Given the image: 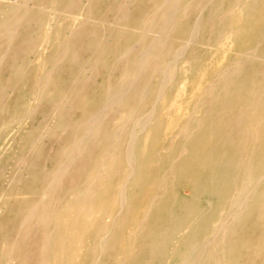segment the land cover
I'll list each match as a JSON object with an SVG mask.
<instances>
[{
	"label": "bare ground",
	"instance_id": "obj_1",
	"mask_svg": "<svg viewBox=\"0 0 264 264\" xmlns=\"http://www.w3.org/2000/svg\"><path fill=\"white\" fill-rule=\"evenodd\" d=\"M0 1L2 4H4V2H5L4 0H0ZM12 1H13V3L10 2V4L11 3L13 4V6L11 5L12 7L6 8V6H4V7L0 6V72L7 71L8 75H9L7 78H9V80L11 81L10 85H12L13 87H16V84H18V82L23 81L24 78H26V73H25L26 68H28L32 64V60H29L27 57L28 52L30 53V51H28L30 44H33V46L35 45L34 48L36 47V44L37 45L39 44V46H41V48L43 47L42 48L43 52L37 58V64H38V68L42 69V71H43V69H45L47 67L49 68V71L47 72V74L45 76H43L39 79L34 78L32 80V82L30 80L26 79V80H24V83L17 85V87H19V86L21 87V94L19 95V98L14 103H12L11 105L8 102L9 107L7 109V112L16 111V110H18V111L20 110L22 112V110H24V105H23L22 100L25 99V100L37 102V105L35 107L32 106V108H31V112L34 114L37 111V109H40V110L43 109L45 104L48 103L52 98L60 96L64 99V102H63L64 107L62 106V108H64V109H62V112H63V110L66 111L65 106L67 104H69V106L67 105L68 107L66 109L71 108V110L73 109V111L77 110V112H79L80 115L78 117H75V119L72 121V123H68L64 117L66 115L69 116L70 111H69V114H66L65 116H64V114H62V112H59V114L61 113L64 116V117H62L63 119L61 117H59V115H57L58 119L56 118L57 119L56 123H54V121H53L51 123L52 125L48 124L49 122L45 121L47 118L45 116V119L43 120L45 123L41 124V125H37V127H36V128H38L37 130H39L38 134L39 135H41V134L50 135L51 134L50 136L53 137V135H52L53 131L61 130V132H63L64 128L67 126H68L66 128L67 130L69 127L71 129L72 126L74 124H76V122H80L81 124L79 123V125L80 126L85 125V127H82V126L80 127L78 125L77 129L80 131H77L75 129L76 131H74V133L72 134V132H73V130H72V132L70 133L71 136L69 135L70 137H66L68 139H66L67 141H66V144L64 146V150L61 149V151H62L61 157H59V155H58L61 153H58L57 151H56L57 155H56V152H54L55 153L54 155H56L58 157H54L53 154H48L46 157L43 156V154H41L42 150H44V149H42L43 147L42 148L36 147L34 144V141H33V138H35V137H33L31 140L28 137L26 131H23L19 137L12 140V142L10 143V146L8 148V152L5 155L4 160L7 162H13L15 160L17 167H18L15 170L16 173H22V174L28 176V180L26 181L25 184H22L18 189L11 190V189L5 188L6 190H1V192H0V202L2 201L0 204V264H66L65 261L72 258V257L73 258L74 257H77V258L80 257V259L86 257L87 251H85V250L88 248L89 245L86 242L87 240L85 241V238L83 237V235H81L79 233L80 228L84 227V226H82V222L79 223V221H78L75 224L77 227L73 225L74 227L71 228L70 230H68L67 233H65V234H64V230L61 227V225H59L57 230H53V228H52L55 221L60 222L62 220V218H60V213L62 211V209H61L62 203H66L67 201H72V199L79 193L76 190L75 191L72 190L71 185L68 186L71 183L66 181L68 183H65L66 185H64V182L62 183L61 181L65 180V179H69L72 176V174L74 175L75 172L80 171L79 172L80 175L79 174L78 175L81 177V173L85 172V175H86V172L88 173V172L92 171L93 174H91V177L93 178L92 175H94L96 178H93L92 180L87 178L91 181H89L88 183H85V184L83 183L80 187V190H81L80 195H83V196L88 195L87 196L88 198L89 197L92 198L91 193H93V194L95 193L94 192L95 186H97V185L100 187L105 186L102 183L105 182V179L110 178L112 172L110 171L111 174H109V176L107 177V175H108V169H107L106 175L104 174V175H101V177L97 178L99 168L96 169V167L99 166L100 164L104 165L107 162V159L105 158V156H101L98 154L95 155L94 152L97 149L99 150L100 148H102L101 143L106 138V136L111 139L110 134H108L106 131L108 130L107 129L108 125L111 123L110 118H112V117H114L113 122H115L114 123L115 124V128H114L115 130H113V136L112 137L116 141L118 139L120 140L119 136L123 133V132L121 133V131H124L126 129V127H128V125L132 121H133L132 123L135 124L134 126L132 125L133 126L132 132L129 135L128 141H126V143L123 146V154L125 153V155L123 156V159H122V164L125 167H129L132 170H134L135 166L139 165V164H137L138 158H137V151H136L137 142L141 138V136H139V135H141L147 129L146 124H148L153 118H155L154 117L155 116L154 113L156 114V112L154 111L155 107H152V109L150 111L151 113L149 115H147L146 118L142 117L143 119L137 118L135 120L134 118H132V116H130L128 109H130L131 107L133 108L134 106H130L132 100L130 101L129 92L135 88V86H134L135 84L139 85V82L137 81V80H139V79H137L138 76L135 77V75L130 74L131 73L130 71H133L134 69L136 71L138 69L137 74H139V72L140 73L146 72L147 69L152 68L154 66V60L159 58V56L161 55V51L164 49H168V50L171 49L172 50V48L173 49L177 48V50H176L177 52H178V50L183 51L185 48L189 47V45H191L193 43H197V45L205 44V45L213 46L215 43L213 40H206V39L204 40L203 39L204 29H206L208 27V25H211V28H213L215 25L214 19L218 15H220L222 12L226 11L227 10L226 8H228L230 10L232 8H235V7H243L244 9H246V8L250 9L249 11H247L248 14L246 13V16L249 17L248 21L244 19L245 24L240 28V30L235 34L229 33L224 38L225 39L224 43H226V42L230 43L229 51L230 50L235 51L238 55L244 54V52H243V48L245 46L244 42L253 38L254 33L257 32V30H258V28L254 29L255 26L253 25V21H251L252 16H254L255 14L259 15V20L254 21V23L255 24L260 23V19L264 16V0H166L167 2L161 3L162 5L159 4V1H161V0H141V4L140 3L139 4L142 6L144 5L146 10H147L146 11L147 13H145V14H147V15H145V18L136 17L134 15H132V16L130 15L131 17L128 18V15H127L128 13H127V11H125L127 9L124 10L127 14H125V15L122 14L124 16L120 15L118 13L119 12L118 10H117L118 12L115 11V8L118 5L126 3L127 5L129 4L127 6V7H129L131 4V1L135 2L137 0H81L82 7H81L80 11L77 13L76 17H74V21H73L74 22L73 25H75L77 21H80L81 27L78 30L77 29L74 30V26L72 25L66 29H59L58 31H55V33L53 35H51V37L49 39L45 36V33H48L49 31H51L52 28H51V23H50V25H46V27L44 26L46 16L50 13V11L56 12L57 10H59L60 13L69 12V9L71 7H74L73 3H72L74 1H72V0H12ZM28 1L29 2L31 1V2H30V4L28 3V5L26 6ZM162 1L164 2V0H162ZM168 2H170V3H168ZM204 2L205 3L209 2L212 5L211 9L208 11H205L203 9L201 12V9L203 7L201 9L199 7L200 13L198 12V14L196 16H194L195 18L192 19L191 15H190L191 12H189V10L191 9L190 8L191 5L193 4L192 6H194V4L196 5V4H199V3L201 4ZM71 3H72V6L70 5ZM74 3L77 5L79 3V0L77 3L76 2H74ZM55 4L57 5L56 7H55ZM69 5L71 7H69ZM202 6H204V5H202ZM118 7H120V6H118ZM134 7H136V6H134ZM192 9H193V7H192ZM199 9L197 8V9H195V11L199 10ZM140 10L142 11V8L139 9V12H140ZM143 10H145V9H143ZM122 11H123V9H122ZM192 11H194V10H192ZM120 13H122V12H120ZM224 13H226V12H224ZM53 14H55V13H53ZM188 15H190V17H188ZM206 15L209 16L208 21L204 17ZM223 15L226 16V14H223ZM78 17H82V18H78ZM222 18L223 17H221V20H222ZM224 18H226V17H224ZM242 18H244L243 13H242ZM177 19H180V21L182 19L183 22L180 23V21H179V23H180L179 25L175 24V20H177ZM183 19H186V21H184ZM205 21L207 23H205ZM79 25H77V26H79ZM154 27H155V30L160 29L159 31L157 30L159 32L158 36L156 35L157 32L154 31ZM97 28L101 29L98 39L102 38L103 43L101 44V46L99 45L100 48L98 46L96 47V49L99 48L98 50L95 49L92 52H88V51H90V49H89L88 51L85 50L86 52L84 51L85 54H82L83 48H81V47H82L83 43L85 41H87L88 35L90 34V31L92 29H94V31H95ZM213 29H212V31H214ZM60 30H62V31H60ZM234 30H235V28H234ZM142 31L146 32L147 35L149 33H150L149 35H151L150 31L156 32L155 35L157 36V38L152 39V40L150 39V42H149L148 38H146V36H147L146 35V36H143L146 38V40H144V39L142 40V38H140L141 35L139 36V34ZM212 31H209V33ZM61 32H69V33L70 32H73V33L76 32V34L74 35L72 40L67 37L69 40L66 39V41L68 40V42L63 43L58 38V35L61 34ZM95 32L97 33V31H95ZM46 38L48 39V41H47L48 43H46ZM260 38H261V36H260ZM260 38L258 37V39H260ZM93 39L94 38L92 37V40L91 39L90 40L93 42ZM98 39L96 40L97 42H98ZM146 41H147V43L149 42L148 45L146 44ZM262 43H264V42H262ZM88 44H90V43H88ZM96 44H98V43H96ZM96 44L93 42V46H95ZM90 45H92V44H90ZM139 45H142L140 50L137 47ZM86 47L87 46H85V48ZM88 47L90 48L91 46H88ZM257 47H259V46H257ZM134 48L139 50V52L136 53L137 59H135L134 62L125 61V60H127L126 57H130V55H132V54H134V57L136 56L135 53H133ZM254 51H256V50H254ZM31 52H32V50H31ZM261 52H262V50H261ZM181 53H183V52H181ZM263 53H261V54H263ZM162 54H163V52H162ZM250 54H252V53H250ZM253 55H254V52H253ZM179 56H180L179 59H177L178 63L180 62L179 68L184 69V74L181 72L179 73V71L177 72V67H176L177 63L172 64L169 61L170 63H168L169 65L167 66V70L163 74V80H164V83L165 82L168 83L169 80H172L174 77H179V76L181 77L183 75L182 82H181L182 84L180 86V90L176 93V95L173 98L169 99L168 107L163 109V111H161V112L170 114V111L174 108V111L178 114V117H177V119H170L166 127H167V129H173V128H177L178 126H180L182 132H186L189 128V123L187 121L185 122L184 120L186 119L188 113L190 111L197 112V111L201 110L200 109L201 107L199 104H195L194 106H191L192 101L195 99V93L197 92V90L202 88L203 85L207 84L208 81L207 82L202 81V79L204 77L203 73L198 74L199 69L202 68V65L199 62H195V64H193V63L191 64V61H190V63H189V61L185 57L184 53L180 54ZM195 56H197V55H195ZM162 57H163V55H162ZM245 57H246L245 59L247 60V56H245ZM249 57H251V56H248V58ZM67 58H69V60H71L73 62L74 61L77 62L76 63L77 67H76V69L71 70L68 73V75L66 76V80L62 83L63 86L58 88L56 86L57 85L56 84L57 78L62 75L60 67L62 65L63 60H65ZM119 58L121 60L125 59L124 60V63L126 62L125 64L121 62L122 64H124L123 65L124 70L120 72L119 68H117L120 74L118 73V76L116 75L115 79H112L111 67L113 66V63H114L113 61L115 59L119 60ZM225 58H226V55H224L223 58L219 60V62L221 60L223 61ZM256 58H258L259 61H264V55H258V56H256ZM132 59H133V55H132L131 60ZM118 60H115V61L117 62ZM242 60L243 59H241V61ZM253 61H254V59H253ZM156 63H158V62H156ZM253 63L254 62H252V64L251 63L250 64L253 66ZM114 66L112 68H114ZM116 66H117V64H116ZM236 67L237 66H233V68H235V70L233 72H236L237 69H239L238 67L236 69ZM248 68H249V70L247 71V73L249 76L250 75L249 71H250L251 67H248ZM189 69H191V70H189ZM224 69H226V68H224ZM228 70H226V73H224V75H223L224 77L227 76L226 74H227ZM147 72H150V70ZM258 72H260V71H258ZM132 73H134V72H132ZM231 73H232V71H231ZM231 73H228V77H226V78H229V76H231ZM262 73L263 74L261 75V77L264 75V72H262ZM150 74H152V73H150ZM237 74H239V73H237ZM147 75L149 76V73ZM232 75H234V73H232ZM235 75H236V73H235ZM87 76L95 77L97 79H96L95 85H93L92 87H89V89L85 90L84 86L86 85V82H85L86 80L85 81H82V80H83V78H85ZM145 76H146V73H145ZM145 76H143V77H145ZM218 77L215 76L213 79L217 78V80H218ZM237 78H239V76H237ZM237 78L235 80H237ZM250 78H251V80H250L251 82L244 86L242 96H240L239 92H238V95L240 96V99H238L239 102L233 101L232 98H234V96H236V95H234V96L229 97V99L227 100V103H226V104L232 105L235 108V110L236 109L238 110L237 112L240 111V113H242L244 115L239 116L238 118H235L232 116H227L226 112H223V113H226L224 115L221 114V112L223 110H219V109H221V107H223V106L224 107L227 106V105H223L224 100H221L219 102V104H211L210 111L211 112H215V111L220 112V113L216 114V116H219L221 114V116L218 117V119H217L218 123L215 122L216 121L215 119L217 118L215 116V119L213 118L215 120V121L213 120L215 122L214 126L213 125L209 126V124L213 123V121H211V122L209 121V124H207L206 127L200 129L201 131H200L197 139L193 142V145H191L189 148L187 146L183 147V149H185V150L190 149L191 151H193V154H196V155L198 154V156H200L202 159L208 160V162L210 161V165H209L211 167L210 171L211 172L215 171V174H210V178L207 181V188L213 192H215V191L219 192V196L217 197V200L213 199L210 203V206L212 207V211L208 214L207 219H205V221H203V223H201L199 225V227H197V229H196V234L200 235L199 238L201 236H205V235L208 236L212 233V231H213L212 227L214 225L213 221H215L214 219L218 218L221 215L220 212H218L219 206L223 205L224 203H227L229 201V198H231L230 202L233 201V197H232L233 193L237 189L243 188L244 180L240 184H237V182H236L237 178H234V176L237 175L236 174L237 152L240 150L246 149L245 147L247 144L245 145V142H248V140L251 138V136H249L250 135L249 129L251 128L252 123H255L256 121H258L262 117H264L263 114H260L259 112L256 114L255 113L256 110H253V109H255L254 108L255 105H254V102L251 101L250 96L248 94L249 93H257L260 96L261 90L257 89V87H255V83H256L255 79L257 78V76L254 77L252 75V77H250ZM143 79H145V78H143ZM224 80H226V79H224ZM262 80H263V78H262ZM7 81H6V83H7ZM81 81H82V83L85 82V83H83V84H85L84 86H83V84L81 85V83H80ZM259 81H261V80H259ZM147 82L149 83V81H147ZM147 82L145 83V85L147 84ZM191 82H192V86H191V88L188 89L187 85ZM218 82L222 83L223 81L219 80ZM227 82H228V80L224 83H226L227 85L233 84V82L230 83L231 81L228 83ZM116 83H117V85H119L118 87H116V91L118 90V88H119V90L117 92L115 91L112 94L111 91L112 90L114 91V89H115V88L114 89H112V88L114 87V84L116 85ZM224 83L222 85H224ZM243 83L244 82L241 81V87H242ZM258 83H260V82H258ZM262 83L264 84V82H261V84ZM142 85L145 86L143 83H142ZM152 85H153V82H152ZM215 85L216 84H214L212 86V89H214ZM222 85H220V86H222ZM6 86H7L6 84L4 85V84L0 83V89H4V90L8 89L9 85L7 87ZM88 86H89V84H88ZM88 86H87V88H88ZM165 86H166V84H164V87ZM147 87H146V89H148ZM164 87H162V88H164ZM231 87L233 88L234 86L231 85ZM143 88H145V87H143ZM143 88H141V90L138 89L140 92L138 91L137 93H135L134 97H136V99H137V97H141V93H142ZM259 88H261V87H259ZM164 89L157 93L156 101L158 99H164V100L166 99L167 92H165ZM212 89L210 87L209 92H212ZM219 89L226 91L223 89V87H221ZM262 89H264V88L262 87ZM231 90L229 89V91L231 93H233V89H231ZM147 91L148 90H146V92ZM219 91H218V93H216L217 96L214 98L218 97ZM236 91H238V90H236ZM3 92L1 95H3ZM209 92L206 94L207 96H208ZM230 92L228 94H231ZM241 92H242V89L240 90V93ZM131 93H133V92H131ZM131 93H130V96H131ZM212 93H211V95L214 96L215 94H212ZM224 94H226V92H224ZM132 96H133V94H132ZM223 96H226V95H223ZM263 96H264V94H263ZM3 97H2V99H3ZM145 97H148V96L145 95ZM236 97L238 98V96H236ZM141 98H140V100H141ZM259 98H261V97H259ZM2 99L0 102H3ZM126 99H128V100H126ZM210 99L208 98V100H210ZM261 99H263V98H261ZM57 100H56V102H57ZM142 100L144 101V99H142ZM208 100H206V101H208ZM141 101H140V103H141ZM261 101L262 100H260V99L258 100V103H259L257 105L258 108L261 104ZM65 102H67V104H64ZM95 102L98 103V105L93 110V105ZM128 102H130V104ZM203 102H204V100H203ZM208 102L211 103V101H208ZM126 103H128V106H130V107L124 106V104H126ZM207 104H209V103H207ZM51 105L52 104L50 103V106ZM137 105H139V104L137 103ZM147 105L148 104L144 105V108H142L143 111L145 109V106H147ZM140 106H139V108H140ZM224 107L222 109H226ZM117 108L119 110H117ZM197 108H199V110ZM207 108H209V107L207 106ZM51 111H52V109H51ZM139 111H142V110H139ZM203 111L205 114L206 110L203 109ZM203 111H202V113H203ZM31 112L29 111V113L26 112V114H25V112L23 111L20 114V116L18 115L19 118H17V119L20 122L26 121L30 117ZM134 112H135V110H134ZM51 113H53V112H51ZM51 113H49V115ZM130 113H131V111H130ZM134 114L135 113H133V115ZM136 114L134 116H136ZM192 115H193V113H192ZM3 117L4 116H2V119H0V120L3 121V119H4ZM190 117H192V116L190 115ZM190 117H189V119H190ZM200 117H201V115H200ZM200 117H199V119H195V120L201 121ZM50 118L51 117H48V121L50 120ZM157 118H155V119H157ZM40 120H42V118H40ZM211 120H212V118H211ZM2 121H0V122H2ZM109 121H110V123H109ZM82 122L84 123V125ZM160 122L161 121L159 120L158 123H160ZM9 123H11V122H9ZM197 123H198V121H197ZM232 124H233V127L235 126L237 128L234 129L231 133L228 130V127H231ZM75 126L76 125H74V128L77 127V126L76 127ZM156 126H159V124L155 125V127ZM217 126H221V128L224 129L223 131L226 130L225 131L226 133L228 131V133H227L228 136L230 135V133L233 134L234 131L237 133L240 132L241 138L234 140L232 143L229 142L231 144V146L224 144L223 147H221V150L217 151L213 155H209L211 149L215 146L216 140H215V137H213L212 135L214 133L213 128H215ZM190 127H191V125H190ZM193 128L191 129V131H194ZM110 131H111V129H110ZM147 132H149V131H147ZM67 135L68 134H66V136ZM190 135H192V132ZM216 135H218V132L216 133ZM222 136H223V134H222ZM228 136L226 137V139L228 138ZM246 136H247V138H246ZM51 137H49V138H51ZM182 137H183V135H182ZM53 138H51V139H53ZM254 138L257 139V138H260V136L257 137L256 133H255ZM39 139L37 142L40 141ZM56 139H57V135H56ZM35 140H37V137L35 138ZM106 140H107V138H106ZM53 141H56L55 138ZM255 141L256 140L254 139L253 142H255ZM62 142L64 143V141H62ZM35 143H36V141H35ZM45 144L46 143H44L43 146ZM57 144H59V143H57ZM122 144H123V142H122ZM50 147H52V144H50ZM56 148H58V145L56 146ZM56 148H54V150ZM60 148H61V145H60ZM60 148H59V150H60ZM50 149H52V148H50ZM114 149H116V148H114ZM185 150H184V152H186ZM112 152H113V150H112ZM118 152H119V150H118ZM48 153H50V152H48ZM242 153H243V151L241 152V155H242ZM105 154H107V153H105ZM110 154H112L111 151H110ZM116 155L118 156V154H116ZM240 157H239V159H241ZM242 157H243V155H242ZM176 158H178V156ZM91 159L94 161V162L92 161L94 163L92 166H95L93 170L91 168H90L91 170H89V167H91L90 164H89V166H87L88 165L87 162L89 160L91 161ZM116 159H118V158H116ZM47 161H48V164H45V162H47ZM111 161H115V159L114 160L112 159ZM173 161H172V164H173ZM185 161L186 162L183 161V163L180 164L179 166H176V168H178L183 173L185 172L186 167H188V165H186L187 160H185ZM240 161L241 160H239V162ZM120 162H121V158H120ZM239 162H238V164H239ZM42 164H45L46 166L45 165L43 166ZM112 164H113V162H112ZM115 166H116V164L113 167L114 169H116ZM119 166L122 167L120 165V163H119ZM170 166L172 168V165H170ZM117 167H118V165H117ZM173 167H175V166H173ZM171 168H170V170H171ZM2 169H3V167L0 168V172L4 170V169L3 170ZM118 169H119V167L117 168V170ZM135 172H134L135 173L134 177L137 179L139 177V172L138 171H135ZM76 175L74 177H76ZM117 175L113 174L112 175L113 177L111 176L113 179H110V180H114L115 176H116V178L118 177L120 179L119 174H117ZM211 175H215V176H211ZM5 176L6 175L3 174L2 177H5ZM190 176H191V174H190ZM174 177H175V175H174ZM262 177L263 176L261 175L260 178H262ZM82 179H84L83 176H82ZM78 182L82 183V181H80V180H78ZM77 183L75 185H77ZM80 183H79V185H77V187L80 186ZM72 184H73V182H72ZM124 185H126V184L124 183ZM107 187L109 188L110 185H108ZM107 187L106 186L103 187L102 190L107 188ZM112 188L111 189L109 188V189L112 190ZM125 188H126V186H125ZM162 188H164V186ZM162 188H159L158 190H160ZM122 189H124V187ZM102 190H100V191H102ZM110 190L105 189L103 191H108V194H109ZM165 190H166V188H165ZM111 192H114V191H111ZM111 192H110V194H111ZM163 192H166V191H162V194H163ZM192 192H193V190H192ZM99 193H98V189H97V194H99V195H101V193H104V192H99ZM89 194H91V196H89ZM112 194H111V196H112ZM125 198H126V196H122V197L120 196L119 201H123V203H124ZM20 199L22 201H20ZM81 199H83V197ZM93 199H95V198H92L91 201ZM100 199H101V197H100ZM105 199H106V201L108 200L106 196H105ZM109 200L111 201V199H109ZM247 200H248V198H247ZM97 201L99 202L98 199H97ZM106 201L104 200L102 202L106 203ZM110 201L107 202L108 206H109ZM114 202H116L115 199H114ZM241 203L242 202H240V204ZM93 204L96 205V203H93ZM240 204H239V206H240ZM103 205H104V203L102 204V207H103ZM262 205H264V204H262ZM108 206H107V208H108ZM120 206H122V204ZM241 206H242V204H241ZM97 207L95 206V208H97ZM91 208H93V206ZM88 209H89L88 211H91L90 207ZM79 210H81V209L79 208ZM238 210H240V209H238ZM92 211L94 212L95 209ZM70 212H71V209H70ZM120 213H122V211ZM119 214L117 211V215H119ZM101 215H102V213H101ZM110 216H113V213L110 214ZM230 216H231V213H230ZM69 217L70 216H68V218ZM115 217H116V215H115ZM99 218H100V216H99ZM113 218H114V216H113ZM76 219H78V218H76ZM73 220H74V218H73ZM82 220H84L83 222H85V221L89 222L88 220H85V219H82ZM105 220H107V219L105 218ZM110 220H113V219L111 218ZM192 220H195V219H192ZM37 223H38V225H37ZM96 223H97V221H96ZM86 224H89V223H86ZM140 224H142V223H140ZM233 225H234V223H233ZM87 227H88V225H86V228ZM92 227H93V225H92ZM112 227H113V225L111 226L110 230L112 229ZM89 229H91V228H89ZM97 229H96L95 233L98 232ZM83 230H84V228H83ZM110 230L105 231L104 235L110 237L111 235L114 236L116 234L115 233L116 230H114L115 232L110 231ZM218 230H219V234H222L221 236H225L227 233H230L233 230V226H228V223H225L223 226H220L218 228ZM88 231L89 230H87V234L89 233ZM53 233H54V235H53ZM164 236H166V235H164ZM70 240L76 241L75 244L69 245L68 242ZM79 243L82 244L83 248L79 246ZM108 243H109V241L107 240L106 245ZM106 245L102 248V250L100 252L101 255L102 254L104 255L108 251V247L105 248ZM181 245H182V247H184L183 243H179L178 248L175 249L173 251V253H171V255L169 256L170 262H172L174 264L178 263V260L176 258L179 256V253L182 249ZM215 247L216 246L211 247V252L213 250H215ZM99 248H100V246H99ZM112 248H113V246H112ZM203 253L204 252H202V254ZM101 255H99V256H101ZM206 255L208 256L207 253L206 254L204 253V255H203L204 258L202 259V262H204V263L207 262ZM61 256H62V258H60ZM200 256H202V255H200ZM93 257H94V255H93ZM76 261L74 263H76ZM182 263H183V260H182Z\"/></svg>",
	"mask_w": 264,
	"mask_h": 264
},
{
	"label": "rangeland",
	"instance_id": "obj_2",
	"mask_svg": "<svg viewBox=\"0 0 264 264\" xmlns=\"http://www.w3.org/2000/svg\"><path fill=\"white\" fill-rule=\"evenodd\" d=\"M4 1H5L4 4H2L0 1V4H1L0 6H2V7L6 6V8L13 6L12 0H4ZM72 1H74L76 3L78 2V0L77 1L72 0ZM161 1H159V4L167 2L166 0H164V2L163 1L161 2ZM10 2H12V3L10 4ZM30 2L28 1L26 6L28 5V3L30 4ZM74 2H72L74 7H71L72 3L70 4L71 6L69 5V7H71L69 9V12L60 13L59 10H57L56 12L50 11V13L46 16L44 26L46 27V25H50V23H51V28H52L51 31H49L48 33H45V36L48 39L51 37V35H53L55 33V31H58L59 29H66L69 26L73 25L74 17H76L77 13L80 11V9L82 7L81 0H79V3L77 4L78 6ZM133 2L131 1V4L129 7H127L129 4L127 5L126 3H123L121 5L117 4L120 7L117 6L115 8V11L118 10L119 12L118 11L117 12L120 15H122V14L125 15L128 13L127 14L128 18H130L132 15H134L136 17H140V18L141 17L145 18V15H147V14H145V13H147L146 12L147 10H146L144 5L143 6L140 5L141 0H137L134 3ZM168 3H170V2H168ZM204 3L196 4L197 6L195 4H194V6H192L193 4L191 5L190 8L192 9V7H193L192 10H194V11H192L191 9L189 10V12H191V14L190 13L189 14L191 15L192 19L195 18L194 16H196L198 14V12L200 11V9L202 7L203 8L201 9V12L203 9L205 11H208L211 9L212 5L209 2H206L205 4ZM202 5H204V6H202ZM56 6L57 5L55 4V7ZM134 6H136V7H134ZM139 7L142 8L143 12L141 10L139 12V9H140ZM199 7H200V9H199ZM194 8L195 9L198 8L199 10H196L197 11L196 12ZM122 9H123V11H122ZM125 9H127V10H125ZM143 9H145V10H143ZM226 9L227 10L224 11L226 13L222 12L220 15H218L214 19L215 25H214V27L212 26L214 29L211 28V25H208V27L206 29H204L203 39L204 40L205 39L206 40H213L215 42L213 46H209V45H205V44L197 45V43H193V44L189 45V47L185 48L186 50L184 49L183 51L178 50V52H177L176 51L177 48L176 49L172 48V50L171 49H169V50L164 49L161 51V55L159 56V58L154 60V66L152 68L147 69L146 72L140 73L138 71L140 74L139 75V74H137L138 69L136 71H135V69L133 71H130L131 72L130 74L135 75V77L138 76L137 79H139V80H137L139 82V85L135 84L134 85L135 88L129 92V98H130V101L131 100L132 101H131V104H130V102H128V103L130 104V106H134L133 108L131 107L130 109H128L130 116H132V118H134L135 120L137 118L138 119L139 118H141V119L146 118L147 115H149L151 113L150 111H151L152 107H155L154 111L156 112V114L154 113V115H155L154 117L155 118L158 117V118L157 119L153 118L148 124H146L147 129L141 135H139V136H141V138L139 137L140 139L137 142V146H136L137 158H138L137 164H139V165L135 166L134 170H132L129 167H125L122 164V159H123V156L125 155V153L123 154V146L126 143V141H128L129 135L132 132L133 126L135 124L132 123L133 121L130 124L128 123L129 124L128 127H126V129L124 131H121V133L122 132L123 133L119 136L120 140L118 139L119 141L118 140L116 141L112 137L113 136V130H115L114 129L115 128V124H114L115 122H113L114 117L110 118L111 123L109 121L110 124L108 123L109 124L108 128H107L108 130L106 132L108 134H110L111 139L106 136L107 140L105 138L103 140L104 142L102 141V143H101V147H102V148H100L101 150L97 149L94 153H95V155L98 154L101 156H105V158L107 159V162L104 165H101V164L99 165L101 168L99 166L96 167V169L99 168V171L97 170L98 171L97 178L101 177V175H104V174L106 175L107 169H108L107 177L109 176V174H111V172H112L111 176L113 174L114 175L119 174L120 179L118 177L116 178V176H115L114 180H110V179H113L112 178L113 176L112 177L110 176V178L105 179V182L102 183L106 187L108 185H110V187H109L110 189L112 187L114 188V189L112 188V190H110L108 187H107L108 189L105 188L106 190H110V192L114 191V192H111V194L113 193L112 196H111L110 192L108 194V191H103L105 189L102 190V188L105 186L100 187L98 185L95 186V188H94L95 193L94 194L91 193L92 198H95L92 201H91L92 198L87 197L88 195L87 196L80 195L81 194V190H80L81 185L83 183L84 184L88 183L93 178H96L94 175H92L93 178L91 177V174H93L92 171H90L88 173L86 172V175H85V172L81 173V177L79 176L80 171L75 172L74 175L72 174V176L69 179H65V180L61 181L62 183L64 182V185H66L65 183H68V182L71 183L68 186L71 185V189L74 191L76 190L79 193L72 199V201H67L66 203H62V205H61L62 211L60 213V218H62V220L60 222L55 221L52 228H53V230H57L59 225H61V227L64 230V234H65V233H67L68 230H70L71 228L76 226L75 224L78 221H79V223L82 222V226H84V227L80 228L79 233L81 235H83V237L85 238V241L87 240L86 242L89 245L88 248L85 250V251H87L86 257L81 258V259H80V257H78V258L72 257V258L65 261L66 264H94V263L95 264H168V263L174 264V263L169 261V256L171 255V253H173V251L175 249L178 248L179 243H183L184 247H182V245H181L182 249L179 253V256L176 258L178 260L177 264H264V205H262V204H264V117L261 116L263 119L261 118L260 120L256 121L257 123L256 122L252 123L251 128L249 129V131H250L249 136H251V138L248 140V142H245V145L247 144L245 147L246 149H243V150H240L237 152V156H236V174L237 175H235L236 177L234 176V178H237L236 179L237 184H240L244 180L243 188L237 189L233 193V196H232L233 201L230 202L231 198H229V201L227 203H224L223 205L219 206L218 212H220L221 215L218 218L214 219L215 221H213L214 225L212 227L213 228L212 233L208 236H206V235L201 236L200 238H199L200 235L196 234V229H197V227H199V225L201 223H203V221H205V219H207L208 214L212 211V207L210 206L211 201L213 199L217 200V197L219 196V192H217V191L213 192L207 188V181L210 178V174H215V171H212V172L210 171L211 170V167L209 166L210 161L208 162V160L202 159L200 156H198V154L197 155L193 154V151H191L190 149L189 150L183 149V147L187 146L189 148L191 145H193V142L197 139V137L201 131L200 129L206 127L207 124H209V121L210 122L213 121L215 119L216 114L220 113L218 111L211 112L210 111L211 104H219V102L221 100H224L223 105H227V106L226 107L223 106L226 109H222L223 107H221V109H219V110H223L221 112V114L224 115L227 113V116H232L235 118H238L239 116L244 115V114L240 113V111L237 112L238 110L237 109L235 110V108L232 105H229L226 103H227V100L229 99V97L234 96V95L238 96V98L236 96H234V98H232L233 101L239 102L238 99H240V96H242V94H243V88L245 85H247L251 82L250 77H252V75L254 77L257 76V78L255 79L256 80L255 87H257V89L261 90V93H260L261 95L259 96L257 93H249L248 95L250 96L251 101L254 102V105H255L254 108L255 109H253V110H256L255 113L257 114L259 112L260 114H263V116H264V100H263L264 99V96H263L264 89H262V87L264 88V84L263 83H262L263 85L261 84V82H264V75L261 77V75L263 74L262 72H264L263 71L264 70L263 69L264 68V61H259L258 58H256V56H258V55H264V53H263L264 52V43H262V42H264V16L260 19V23H256V24L254 23V21L259 20V15L255 14L254 16H252L251 21H253V25L255 26L254 29L258 28V30H257V32L254 33L253 38L244 42L245 46H244V48L242 47L244 54L238 55L235 51H232V50H230L231 52L229 51L230 43L229 42L224 43V40H225L224 38L229 33L235 34L240 30V28L245 24L244 21L245 20L248 21L249 17L246 16V13L250 9L249 8L244 9L243 7H235V8H232L231 10L228 8H226ZM124 10L127 11V13ZM120 12H122V13H120ZM53 13H55V14H53ZM242 13H243L244 18H242ZM223 14H226V16H224ZM124 15H122V16H124ZM190 15H188V17H190ZM204 17L208 21L209 16L206 15ZM221 17H223L222 20H221ZM224 17H226V18H224ZM78 18H82V17H78ZM183 20L186 21V19H183ZM179 21H180V19L175 20V24L179 25L181 22H183L182 19H181L180 23H179ZM205 23H207V22L205 21ZM75 25H73L74 30L75 29L78 30L81 27V22L77 21ZM77 25H79V26H77ZM234 28H235V30H234ZM94 29H92L90 31V34L88 35L87 41H85L83 43V45L81 44L82 45L81 48H83L82 54H85V52H86L85 50L88 51L90 49V51H88V52H92L96 49L97 46L100 48L101 44L103 43L102 38L98 39L101 29L97 28L95 30V31H97V33L94 31ZM212 29L214 31H212ZM157 30L159 31L160 29L155 30V27H154V31H156L157 33L150 31L151 35H149L150 33L147 35L146 32L142 31L139 34V36L141 35L140 38H142V40L143 39L146 40V38H148V40L150 42V39L151 40L156 39L157 36L159 35V32ZM60 31H62V30H60ZM209 31H212V32L209 33ZM72 33L73 32H70V33L69 32H61V34L58 35V38L61 42L66 43L69 40L68 38H70L72 40L74 35L76 34V32H74L73 34ZM155 33L157 36L155 35ZM259 35L261 36V38ZM91 36L95 39V40L93 39V42L95 44L98 43L95 46H93V42L91 41L92 40ZM143 36H146V38ZM258 37L260 39H258ZM47 38H46V43H48ZM96 38L98 39V42L96 41L97 40ZM66 39H68V40L66 41ZM147 41H146V44L148 45L149 42L147 43ZM88 43H90L92 45H90ZM256 45L259 47H257ZM30 46H29L30 50L28 49V51H30V53L28 52L27 57L29 60H32V64L28 68H26V70H25L26 78H24V80L28 79L32 82V80L34 78L39 79V78L45 76L47 74V72L49 71V68L47 67V68L43 69V71H42V69L38 68L37 58L43 52V49H42L43 47L41 48V46H39V44L38 45L36 44L35 48H34L35 45L33 46V44H30ZM85 46H87V47L85 48ZM88 46H91V47L89 48ZM139 46H137V47L140 50L142 45H139ZM99 48H97L96 50H98ZM135 48H134L133 53H135V55H136V53H138L139 50L135 49ZM31 50H32V52H31ZM254 50H256V51H254ZM261 50H262V52H261ZM162 52H163V54H162ZM181 52L184 53V55L187 58V60L189 61V63H190V61H191V64L192 63L195 64V62H199L202 65V68L199 69L198 74L203 73L204 77H203L202 81H206V82L208 81L207 84L203 85V87L200 88L199 90H197V92L195 93V99L192 101L191 106H194L195 104H199L201 107V108L200 107L199 108L201 110L197 111V112L190 111L188 113L186 119L184 120L185 122L187 121L189 123V128L186 132H182L180 126H178L177 128H173V129H167L166 126H167L169 120L170 119H177V117H178V114L174 111V108L170 111V114L161 112V111H163V109L168 107L169 99L173 98L176 95V93L180 90L183 75L181 77L180 76L174 77L172 79L173 81L169 80L168 83H166V82L164 83L163 74L167 70V66L169 65L168 63H170V62L172 64L177 63V66H176L177 72L179 71V73L181 72L184 74V69L179 68L180 62L178 63V60H177L180 57L179 55L183 54ZM253 52H254V55H253ZM250 53H252V54H250ZM261 53H263V54H261ZM132 55H133V59L131 60ZM132 55H130V57H126L127 60L122 59L123 60L122 61L119 58V60L115 59V60H118L117 62L115 60L113 61L114 62L113 66L114 65L115 66H114V68H112L113 66L111 67L112 79H115L116 75L118 76L119 71L121 72L124 70L123 65L126 63V62L124 63V60L127 62L128 61L134 62L135 59H137V55L135 57H134V54H132ZM162 55H163V57H162ZM195 55H197V56H195ZM224 55H226V58L223 61L221 60L219 62V60L222 59ZM245 56H247V60L245 59L246 58ZM248 56H251L252 58L251 57L248 58ZM241 59H243V60L241 61ZM253 59H254V61H253ZM74 62L69 60V58L63 60L62 65L60 67L62 75L57 78V82H56V84H57L56 86L58 88L63 86L62 83L66 80V76L68 75V73L71 70L76 69V67H77L76 63L77 62H75V63ZM121 62L124 64H122ZM156 62H158V63H156ZM252 62H254L253 66L251 65ZM115 63L117 64V66ZM232 65L237 66L239 69H237V67H236L237 71L233 72L235 70V68H233ZM248 67H251L250 71H249L250 72L249 76L247 73V71L249 70ZM117 68H119V71ZM224 68H226V69H224ZM149 70H150V72H147ZM189 70H191V69H189ZM226 70L229 71V72L227 71L226 77H228V73H231V71H232V73H234V75H232V73H231V76H229V78L224 77L223 75H224V73H226ZM258 71H260V72H258ZM132 72H134V73H132ZM145 73H146V76L148 78L145 76ZM148 73H149V76L147 75ZM150 73H152V74H150ZM235 73L237 76H239V78H237ZM237 73H239V74H237ZM142 75L145 77H143ZM8 76L9 75H8L7 71L0 72V83H2L4 85L6 84L7 86L9 85L8 89H6V90L0 89V92H1L0 93V101H1L2 97L4 96L2 99L3 102H0V109H1L0 110V119H2V116H4L3 121L0 120V121H2V122H0V168L3 167V169H4V170L2 169L3 171L0 172V192H1V190H6V189H11V190L18 189L22 184H25L26 181L28 180V176H26L22 173H16L15 170L18 167H17L15 160L13 162H7L4 160V157L8 152V148L10 146V143L12 142V140L19 137L23 131H26L28 137L31 140L33 137H35V138L37 137V140H35V138H33L34 144L36 147H40V148L43 147L42 149H44V150H42L43 153L41 152V154H43V156H45V157L48 154H53L54 157H58V156H56L57 152L61 153V154H58L59 157H61V155H62L61 149L64 150V146H65L66 141H67L66 139H68L66 137L71 136L70 133L72 132V130H73L72 134L76 130L80 131L77 129L80 122H76V124H74L77 126V127L75 126L76 128H74V125H73L72 126L73 129L72 128L70 129V127H69L67 130L66 129L68 127L67 126L64 128L63 132H61V130L53 131L52 135L56 141H53L54 138L50 136L51 134L50 135H48V134L47 135H43V134L39 135L38 134L39 130H37L38 128H36V127H37V125H41V124L45 123L43 121L45 119V116L47 117L45 121L49 122L48 124L52 125L51 123L53 121H54V123H56V120L58 119L57 115H59V117L62 118L66 114H69V111H70L69 116L66 115L64 117L68 123H72V121L75 119V117H78L80 115V113L77 112V110L73 111V109L71 110V108L66 109L69 106V104H67V102L64 103V104L68 105V106L67 105L65 106L66 111L63 110V112H62V109H64V108H62V106L64 107V105H63L64 99L60 96H59L60 98L59 97L52 98L48 103L45 104V106L43 108L44 110L43 109H41V110L37 109V111L34 114L31 112V108H32V106L35 107L37 105V102L29 101V100H25V99L22 100L23 105H24V110H22V112L24 111L26 114V112L29 113V111H30L31 114H30V117L26 121L20 122L17 118H19V116L22 112L20 110L7 112V109L9 107L8 102L11 105L12 103H14L19 98V95L21 94V87L20 86L17 87V85L24 83V80L20 81V82L17 81L18 84H16V87H13L12 85H10L11 81L9 80V78H7ZM215 76L216 77L219 76L218 80H217V78L213 79ZM143 78H145V79H143ZM236 78H237V80H235ZM262 78H263V80H262ZM96 79L97 78H95V77L87 76V77L83 78V80L81 79L82 81L86 80L85 81L86 85L83 84L85 82L82 83V81H81L80 83H81V85L83 84V86L85 85L84 89L86 90V89H89V87H92L93 85L96 84ZM224 79H226V80H224ZM146 80L149 81V83ZM219 80L220 81L222 80L223 82L222 83L218 82ZM227 80H228V82L231 81L230 83L233 82V84L227 85L226 83H224ZM259 80H261V81H259ZM6 81H7V83H6ZM241 81L244 82L243 83L244 85L242 84V87H241ZM146 82H147L146 85L148 87L145 85ZM152 82H153V85H152ZM258 82H260V83H258ZM142 83L145 86H143ZM223 83H224V85H222ZM88 84H89V86H88ZM164 84H166V86H165L166 88L164 87ZM214 84H216L215 85L216 88L214 87V89H212V86ZM220 85H222V86H220ZM231 85L234 87L232 88ZM87 86H88V88H87ZM118 86L119 85H117V83H116V85L114 84V87L112 89H114V88L115 89H114V91L113 90L111 91L112 94L116 91V87H118ZM191 86H192V82L187 85L188 89L191 88ZM143 87H145V88H143ZM146 87L148 89H146ZM162 87H164L165 89ZM210 87H211L213 93L209 92ZM221 87H223V89L226 91L219 89ZM259 87H261V88H259ZM141 88H143L142 93H141L142 98L137 97V99H138L137 100L136 97H134V95L139 90H141ZM163 89L165 92H167L166 99L165 100L164 99H158L156 101L157 93ZM229 89L230 90L233 89V93H231L229 91ZM241 89H242V92L240 93ZM118 90H119V88H118ZM146 90H148V91L146 92ZM236 90H238V91H236ZM207 91L210 94V95L208 94V96L206 95L208 93ZM218 91H219L218 97L214 98L217 96L216 93H218ZM2 92H3V95H1ZM131 92H133V93H131ZM224 92H226V94H224ZM229 92L231 94H228ZM238 92H239L240 96L238 95ZM130 93H131V96L133 94L132 97L130 96ZM211 93L215 94V95L212 96ZM144 94L148 97H145ZM223 95H226V96H223ZM259 97H261L263 99H261ZM140 98H141V100L144 99V101L143 100L141 101ZM208 98L209 99L211 98V99L208 100ZM259 99L262 101L260 104L261 107L259 106V108H258L257 105L259 104L258 103ZM56 100H57V102H56ZM126 100H128V99H126ZM139 100L141 101L142 104L140 103ZM203 100H204V102H203ZM206 100L211 101V103L206 101ZM136 102L139 105H137ZM50 103L52 104L51 106H50ZM128 103H126L127 105L124 104V106L130 107V106H128ZM207 103H209L210 105ZM146 104H148V105L145 106V109H144L145 112H144L142 108H144V105H146ZM97 105H98V103L95 102L93 105V110L97 107ZM139 106H140V108H139ZM207 106L209 108H207ZM50 108L52 109V111ZM199 108H197V109L199 110ZM203 109L206 110L205 114H204ZM117 110H119V109L117 108ZM134 110H135V112H134ZM139 110H142V111H139ZM130 111H131V113H130ZM202 111H203V113H202ZM51 112H53V113H51ZM59 112H62V114H64V116L61 113L59 114ZM223 112H226V113H223ZM49 113H51V114L49 115ZM133 113H135V114L137 113L136 116H134L135 114L133 115ZM192 113H193V115H192ZM221 114L219 116H216L217 117L215 119L216 121L214 120L216 123H218L217 119H218V117L221 116ZM190 115L192 117H190ZM200 115H201V117H200ZM48 117H51L49 121H48ZM189 117L191 120L189 119ZM199 117L201 118V121L195 120V119H199ZM40 118H42V120H40ZM211 118H212V120H211ZM158 119L161 121L160 123H158V121H159ZM197 121L199 124L197 123ZM214 121H213V123L209 124V126H212V125L214 126V123H215ZM9 122H11V123L13 122V123L11 124ZM157 124H159V126L155 127V125H157ZM83 125H84V123H83ZM190 125H191V127H190ZM82 127H85V125ZM192 128L194 131H191ZM236 128L237 127H235V126L233 127V124H232L231 127H228V130L232 133V131ZM110 129H111V131H110ZM223 130L224 129L221 128V126H217V127L213 128L214 133L212 136L215 137L216 141H215V146L211 149L209 155H213L217 151L221 150V147H223L224 144L231 146L230 143H232L236 139L241 138L240 132L237 133L234 131L233 134L230 133V135L228 136L227 135L228 131L226 133L225 132L226 130L225 131H223ZM147 131H149V132H147ZM191 132H192V135H190ZM217 132H218V135H216ZM255 133H256V136L257 137L260 136V138H257V139L254 138ZM66 134H68V135L66 136ZM222 134H223V136H222ZM56 135H57V139L59 141L56 139ZM182 135H183V137H182ZM227 136L229 138V139L227 138L228 140L226 139ZM49 137H51L53 139H51ZM246 138H247V136H246ZM38 139L40 140L39 142H37ZM254 139L256 140L255 142H253ZM35 141H36V143H35ZM62 141H64V143ZM122 142H123V144H122ZM44 143H46V144L43 146ZM49 143L52 144V147H50ZM57 143H59L61 145V148H60V145ZM57 145H58V148H56ZM49 147L52 148L53 150L50 149ZM54 148H56V149L54 150ZM59 148H60V150H59ZM114 148H116V149H114ZM112 150H113V152H112ZM118 150H119V152H118ZM184 150L186 152H184ZM110 151L112 154H110ZM242 151H243V153H242L243 157L241 155ZM48 152H50V153H48ZM54 152H56V155H54L55 154ZM105 153H107V154H105ZM116 154H118V156ZM177 156H178V158H176ZM115 157L118 159H116ZM239 157L241 159H239ZM120 158H121V162H120ZM112 159L113 160L115 159V161H111ZM185 160H187L186 165H188V167H186V170L183 173L178 168H176V166H179L180 164H182L183 161L186 162ZM239 160H241V161L239 162ZM92 161L93 160L91 159V161L89 160L87 162V164H88L87 166H89V164L91 165V167H89V170H91V169L93 170L95 167V166H92L94 164L93 163L94 161L93 162ZM172 161H173V164H172ZM112 162H113V164L114 163L116 164V166H115L116 169L113 168L115 164L113 165ZM118 162L120 163V165L122 167L119 166ZM238 162H239V164H238ZM45 164H48V161L45 162ZM45 164H42V165L44 166ZM117 165H118L120 170L119 169L117 170V168H118ZM170 165H172V168ZM173 166H175V167H173ZM170 168H171V170H170ZM135 171L139 172V177L137 179L134 177V174L136 173ZM2 173L6 176L2 177L3 176ZM190 174H191V176H190ZM75 175H76V177H74ZM174 175H175V177H174ZM261 175L263 176L262 178H260ZM82 176L84 179H82ZM211 176H215V175H211ZM76 178L78 180L82 181V183L78 182V180ZM87 178H89L91 180H89ZM66 181H68V182H66ZM72 182L74 185L72 184ZM75 182L77 183V185H79V183H80V186L77 187V185H75L76 184ZM124 183L126 185H124ZM122 186L124 187V189H122L123 188ZM125 186H126V188H125ZM163 186H164V188H162ZM159 188H162V189L158 190ZM165 188H166V190H165ZM97 189H98V193L99 192L105 193V194L101 193V195L103 197L101 195H99L100 193L97 194ZM100 190H102V191H100ZM192 190H193V192H192ZM162 191H166V192H163V194H162ZM91 194H89V196H91ZM103 194L107 197V199H108L107 201H106L105 196ZM120 196L121 197L126 196L124 203H123V201H119ZM82 197H83V199H81ZM100 197L102 200L100 199ZM247 198H248V200H247ZM97 199L99 200V202L97 201ZM109 199H111L112 202ZM114 199L116 200V202H114ZM104 200L106 201V203L102 202ZM20 201H22V200L20 199ZM108 201H110L109 206L107 205ZM1 202H0V204H1ZM240 202H242L241 203L242 206H241ZM93 203H96V205ZM103 203L105 206L103 205V207H102ZM121 204H122V206H120ZM239 204H240V206H239ZM81 205L82 206L84 205V206L82 207ZM92 206L95 209L94 212L92 211V210H94L93 208H91ZM95 206L96 207L98 206L97 207L98 209L95 208ZM107 206H108V208H107ZM89 207H90L91 211H88ZM79 208L81 210H79ZM70 209H71V212H70ZM238 209H240V210H238ZM117 211H118V214L121 211H122V213L117 215ZM101 213H102V215H101ZM112 213H113L114 218H113V216H110V214H112ZM230 213H231V216H230ZM115 215H116V217H115ZM68 216H70V217L68 218ZM99 216L101 219L99 218ZM73 218H74V220H73ZM76 218H78L79 220ZM105 218L107 220H105ZM111 218L113 220H110ZM82 219L88 220L89 222H87V221L83 222L84 220H82ZM192 219H195V220H192ZM96 221H97V223H96ZM86 223H89L90 225L86 224ZM140 223H142V224H140ZM225 223H228V226H233V230L230 233H227L225 236H221L222 234H219L218 228L220 226H223ZM233 223H234V225H233ZM37 225H38V223H37ZM86 225H88L87 228H86ZM92 225L94 228L92 227ZM112 225H113V227L114 226L115 227L114 228L112 227V229L110 230ZM83 228H84V230H83ZM89 228H91V229H89ZM96 229L98 230V232L95 233ZM87 230H89L88 231L89 235L87 234ZM107 230H110V231L116 230V232L114 231L116 234L114 236L111 235L110 237L105 236L104 233ZM53 235H54V233H53ZM164 235H166V236H164ZM107 240L109 241V243L106 245ZM75 242L76 241L70 240L68 242V244L74 245ZM105 245H106L105 248L108 247V251L104 255L103 254L101 255L100 252ZM79 246L83 248L81 243H79ZM99 246H100V248H99ZM112 246H113V248H112ZM212 246H216V247H215V250H213L211 252ZM202 252H204L205 254L206 253L208 254V256L206 255L207 262H205V263L202 262V259L204 258V256H203L204 253L202 254ZM93 255H94V257H93ZM99 255H101V256H99ZM200 255H202V256H200ZM62 256L60 258H62ZM182 260H183V263H182ZM75 261H76V263H74Z\"/></svg>",
	"mask_w": 264,
	"mask_h": 264
}]
</instances>
